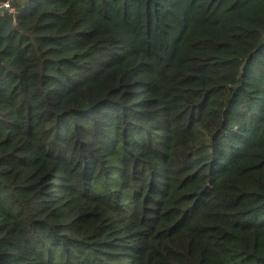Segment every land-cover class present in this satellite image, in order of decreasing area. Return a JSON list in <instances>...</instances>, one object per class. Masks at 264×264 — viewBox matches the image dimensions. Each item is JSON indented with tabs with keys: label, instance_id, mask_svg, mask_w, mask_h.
Here are the masks:
<instances>
[{
	"label": "trees",
	"instance_id": "1",
	"mask_svg": "<svg viewBox=\"0 0 264 264\" xmlns=\"http://www.w3.org/2000/svg\"><path fill=\"white\" fill-rule=\"evenodd\" d=\"M9 1L0 264H264V0Z\"/></svg>",
	"mask_w": 264,
	"mask_h": 264
},
{
	"label": "built area",
	"instance_id": "2",
	"mask_svg": "<svg viewBox=\"0 0 264 264\" xmlns=\"http://www.w3.org/2000/svg\"><path fill=\"white\" fill-rule=\"evenodd\" d=\"M15 8L9 0L0 3V13L9 12L13 13Z\"/></svg>",
	"mask_w": 264,
	"mask_h": 264
},
{
	"label": "water",
	"instance_id": "3",
	"mask_svg": "<svg viewBox=\"0 0 264 264\" xmlns=\"http://www.w3.org/2000/svg\"><path fill=\"white\" fill-rule=\"evenodd\" d=\"M2 62V58H1V51H0V63Z\"/></svg>",
	"mask_w": 264,
	"mask_h": 264
}]
</instances>
